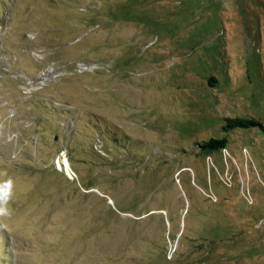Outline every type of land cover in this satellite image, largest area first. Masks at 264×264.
Here are the masks:
<instances>
[{
	"label": "rangeland",
	"instance_id": "374dc122",
	"mask_svg": "<svg viewBox=\"0 0 264 264\" xmlns=\"http://www.w3.org/2000/svg\"><path fill=\"white\" fill-rule=\"evenodd\" d=\"M0 207V264H264V0H0Z\"/></svg>",
	"mask_w": 264,
	"mask_h": 264
},
{
	"label": "trees",
	"instance_id": "16d2710c",
	"mask_svg": "<svg viewBox=\"0 0 264 264\" xmlns=\"http://www.w3.org/2000/svg\"><path fill=\"white\" fill-rule=\"evenodd\" d=\"M249 126H259L263 128L262 123L254 118L233 117L225 118V124L222 126V130L228 132L229 130L236 127L246 128ZM226 145L227 138L225 136L220 138L210 137L209 139L198 144L199 153L207 155L210 152L224 149Z\"/></svg>",
	"mask_w": 264,
	"mask_h": 264
},
{
	"label": "clouds",
	"instance_id": "9594fccd",
	"mask_svg": "<svg viewBox=\"0 0 264 264\" xmlns=\"http://www.w3.org/2000/svg\"><path fill=\"white\" fill-rule=\"evenodd\" d=\"M0 214L7 215L8 214V209L4 208V207H0Z\"/></svg>",
	"mask_w": 264,
	"mask_h": 264
},
{
	"label": "built area",
	"instance_id": "2783aa9c",
	"mask_svg": "<svg viewBox=\"0 0 264 264\" xmlns=\"http://www.w3.org/2000/svg\"><path fill=\"white\" fill-rule=\"evenodd\" d=\"M63 157H65L64 154H63Z\"/></svg>",
	"mask_w": 264,
	"mask_h": 264
}]
</instances>
